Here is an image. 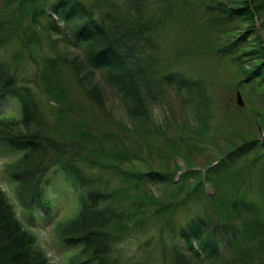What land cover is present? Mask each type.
Segmentation results:
<instances>
[{
  "label": "trees",
  "instance_id": "1",
  "mask_svg": "<svg viewBox=\"0 0 264 264\" xmlns=\"http://www.w3.org/2000/svg\"><path fill=\"white\" fill-rule=\"evenodd\" d=\"M0 1V103L11 96L18 107V118L0 117V144L24 151L3 172L15 184L16 200L30 220L50 211L49 174L78 193L76 214L57 225L62 243L78 247L69 264H122L118 246L129 231L160 223L164 235L183 245L162 241L158 252L165 264H264V140L257 131L220 125L226 130L227 149L202 171L181 169L172 160L181 152L173 150L172 155L161 149L147 152V167L136 169L133 160H143V148H138L139 157L116 136L94 134L85 119V129L75 124L70 128L74 97L68 86L73 82L82 85L91 104V110H80L82 115L95 120L97 109H105L107 95L95 81L96 71L104 72L106 84L116 88L126 115L142 124L151 120V101L167 85L187 92V102H204L203 90H193L196 85L179 73H157V64L142 52L157 28L171 19L175 0H155L164 10L159 18L147 20L138 0ZM191 1L205 8L206 27L226 38L216 55L227 59L223 64L237 67L236 88L253 89L264 103V39L257 28L258 21L264 25V0ZM52 34L59 38L53 39L55 51L47 54L44 37ZM14 40L19 49L5 60L2 53ZM73 47L85 59L73 55ZM30 68L34 77L27 79L23 74L28 77ZM42 102L55 115V125L45 116ZM227 120L234 121L232 114ZM257 127L264 130L263 123ZM99 172L119 177L127 186L110 190ZM190 179L195 183L186 189ZM147 183L166 185L169 193L164 195V189L155 195ZM206 184L214 187V194H203ZM192 198L204 200L209 208L190 215L176 229L172 223L177 209ZM0 264H51L1 188Z\"/></svg>",
  "mask_w": 264,
  "mask_h": 264
},
{
  "label": "rangeland",
  "instance_id": "2",
  "mask_svg": "<svg viewBox=\"0 0 264 264\" xmlns=\"http://www.w3.org/2000/svg\"><path fill=\"white\" fill-rule=\"evenodd\" d=\"M138 3L143 20L159 18L164 10L162 3L155 0H138ZM204 13L205 8L198 3L191 0L185 3L175 0L171 19L165 22L161 29L157 28L150 37L149 43L145 44L142 49L143 54L152 58L157 64L155 67L157 73H168L167 71L179 73L184 80L191 82L192 86L196 85L193 90H203L205 99L201 105L187 102L188 93L183 89L177 92L174 86L167 85L165 93L156 95L155 99L151 101V120L142 124L126 115L123 111L121 96L117 93L116 88L106 84L104 72L96 71V74L94 73L95 81L104 87L107 95L105 109L104 111L97 109L95 120L82 115L83 112L80 110L85 112L91 110L86 92L80 84L75 82L71 86L68 84V89L74 97V110L69 114L70 128L75 124L81 129H85L83 120L85 119L90 123V129L94 134L100 136V133L107 132L112 137L116 136L122 145L135 148L139 157L141 155L138 148H143V157H141L143 160H133L136 169L147 167V152H156L157 149H161L172 155L173 150L181 152L182 156L174 155L172 158L181 169L191 166L203 171V168L208 167L206 165L214 158H220L222 152L227 149L226 130L220 129L222 124L223 126L228 125V128L232 127V130L236 128L241 131L255 130L257 131L256 135L264 140V130H258L257 127L260 123L264 124V103L253 89H246L244 86L236 88L239 80L235 76L238 72L237 67L223 64L222 62L227 59L216 55V48L221 47L226 38L220 37L221 34L216 29L211 30L206 27ZM52 14L56 18V14L54 12ZM60 27L62 28V26ZM257 28L264 39V25L261 26V22L258 21ZM50 37V39L44 37L46 40L44 50L47 54H52L55 51L56 45L53 44V39L59 38L55 34ZM217 42L218 44H215ZM59 46L62 47V44L58 43L57 48ZM18 49V42L12 41L11 45L2 53V55L6 54L4 59L9 60V57ZM69 50L73 55L85 59L84 52L78 50L77 47L69 48ZM29 70L28 77L25 74L23 77L27 79L34 77V71L31 68ZM67 75L71 80V73L67 72ZM30 86L43 100V96L40 95L37 88L35 89L32 84ZM237 92L240 93L242 106L237 104ZM184 100L186 104H184ZM42 105L45 116L50 121L54 119L53 125H55V115L50 113V108L45 102H42ZM258 111L260 112L258 113ZM231 114L234 119L232 122L227 120ZM0 117L18 118V107L13 97L9 96L2 104L0 103ZM63 127L67 128V123L64 121ZM23 154L24 151L21 149L0 144V188L24 226L37 237V243L49 262L51 264H69V258L77 252L78 247L66 246L62 243L57 233V225L76 214L78 193L64 187L59 176L49 174L50 184L47 186L46 193L50 195L49 199L52 204L49 206L50 211L44 212V215L40 213V217L36 214L34 220H30L29 213L23 210L16 200L15 184L3 172L6 164L18 160ZM180 174H177L175 182L178 181ZM97 176L108 185L110 190L127 186L121 181V178L113 177L108 172H99ZM194 183L195 181L190 179L186 189ZM165 187L166 185H157L156 183L146 184V189H150L158 196L163 194ZM203 192L208 196L214 194L215 189L212 185L206 184L203 187ZM255 192L254 190V193L249 194L251 198L255 197ZM168 193L169 191L166 189L164 195ZM192 199L187 201L185 206L177 209L172 223L176 229L184 226L190 215L202 212L206 207L209 208L208 204L203 202L204 200L198 202ZM162 241L168 245L178 243V247L183 248L179 239L171 240L170 237L164 235L161 223L153 228L148 227L146 230L129 231V236L118 246L121 263L165 264L164 255L158 252L162 247Z\"/></svg>",
  "mask_w": 264,
  "mask_h": 264
},
{
  "label": "water",
  "instance_id": "3",
  "mask_svg": "<svg viewBox=\"0 0 264 264\" xmlns=\"http://www.w3.org/2000/svg\"><path fill=\"white\" fill-rule=\"evenodd\" d=\"M236 98H237V104L239 106H242V101H241V97H240V93L239 92L236 93Z\"/></svg>",
  "mask_w": 264,
  "mask_h": 264
}]
</instances>
